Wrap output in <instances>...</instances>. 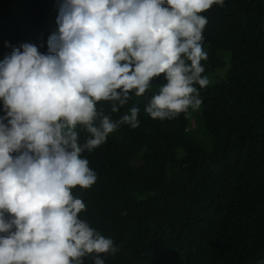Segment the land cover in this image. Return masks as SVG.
I'll use <instances>...</instances> for the list:
<instances>
[{
    "label": "clouds",
    "instance_id": "9594fccd",
    "mask_svg": "<svg viewBox=\"0 0 264 264\" xmlns=\"http://www.w3.org/2000/svg\"><path fill=\"white\" fill-rule=\"evenodd\" d=\"M224 0H60L57 31L42 54L30 43L0 61V264H105L119 248L80 214L96 172L83 154L121 125L163 78L144 112L173 120L199 110L208 53L203 13ZM22 49V50H21ZM81 132L84 139L81 140Z\"/></svg>",
    "mask_w": 264,
    "mask_h": 264
},
{
    "label": "trees",
    "instance_id": "16d2710c",
    "mask_svg": "<svg viewBox=\"0 0 264 264\" xmlns=\"http://www.w3.org/2000/svg\"><path fill=\"white\" fill-rule=\"evenodd\" d=\"M59 7L0 0V61L24 43L47 54ZM203 15L205 75L227 69L200 90L199 110L150 118L144 107L162 77L117 113L98 105L113 120L140 108L137 128L121 125L83 154L97 182L73 190L87 206L81 218L119 248L102 255L105 264H264V211L256 210L264 201V0H224ZM249 117L252 128L234 122ZM194 131L208 138L202 143Z\"/></svg>",
    "mask_w": 264,
    "mask_h": 264
},
{
    "label": "rangeland",
    "instance_id": "374dc122",
    "mask_svg": "<svg viewBox=\"0 0 264 264\" xmlns=\"http://www.w3.org/2000/svg\"><path fill=\"white\" fill-rule=\"evenodd\" d=\"M223 56H224V59L227 60L228 54L225 53V54H223ZM226 69H227V62L225 64V66L220 67V68H217L214 72L210 73L208 76L212 80V83L211 84L215 83L220 78H223L225 76ZM234 122H235L236 125H240V126H243V127H246V128H252L253 127V124H254V119L252 117H249V118H240V119H236ZM194 134L200 140L201 139L204 140L207 137V136L205 137V135L201 134L198 131H194ZM202 143H204V142L202 141ZM204 147L207 148L206 146H204ZM178 153L180 154L181 151L178 150ZM256 210L257 211H264V201H263V203L261 205H259V206L256 207Z\"/></svg>",
    "mask_w": 264,
    "mask_h": 264
}]
</instances>
